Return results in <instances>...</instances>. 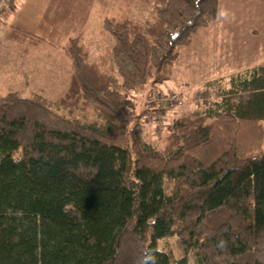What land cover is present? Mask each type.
<instances>
[{
  "label": "trees",
  "instance_id": "obj_1",
  "mask_svg": "<svg viewBox=\"0 0 264 264\" xmlns=\"http://www.w3.org/2000/svg\"><path fill=\"white\" fill-rule=\"evenodd\" d=\"M134 7L150 19L105 15L98 55L82 33L61 46L71 69L57 98L0 93V264H264V61L198 85L197 106L153 143L136 94L170 77L219 0ZM3 41L20 57L55 46L11 25ZM168 236L182 256L158 246Z\"/></svg>",
  "mask_w": 264,
  "mask_h": 264
},
{
  "label": "rangeland",
  "instance_id": "obj_2",
  "mask_svg": "<svg viewBox=\"0 0 264 264\" xmlns=\"http://www.w3.org/2000/svg\"><path fill=\"white\" fill-rule=\"evenodd\" d=\"M96 5L97 1L93 7L89 4V9L86 11H69L71 19L68 20L67 16L65 19V25L69 23L65 27L69 29L66 32L61 31V35L57 33L59 37H54V33L48 35L47 31H44L46 35L42 36L49 40L59 38L65 41L69 36H76L83 31L84 43L93 57L102 50V36L98 32L100 21L105 15L119 19L125 17L142 21L150 19L148 11H141L135 7L128 8L126 0L123 1V5L121 2L115 11H108ZM66 6L70 8L71 0ZM263 6L259 7V0H219L216 20L210 26L199 30L193 40L179 50L170 77L158 86L152 88L147 84L144 89L137 92V111H141L146 106L150 110L142 117L145 123L144 134L149 141L161 145L169 131L168 126L162 123L170 124L173 114L191 112L197 106L195 91L205 80L259 64V21L264 20ZM91 8L94 11H89ZM96 11H105L102 18L99 17V13L96 14ZM78 28H80L79 32L73 31ZM53 29L58 27L53 26ZM61 44L63 43L55 42L59 50ZM20 47L21 45L15 43L0 45V93L20 90L25 95L38 93L48 99H55L63 94L69 82L67 77L70 76L71 69L69 60L64 54L62 53L61 56L57 49L49 51L48 47L55 48L54 46H37L31 47L30 53L21 57L22 62H16L13 51L18 49L19 59ZM154 88H159L160 91L159 95H153L159 111L150 94L151 89ZM170 88L182 95L183 99L174 107L176 110L172 116H168V119L161 116V113L164 108L171 106L168 102L164 104L165 94L170 93ZM158 114H160L159 118ZM93 119L95 118L90 116L87 121ZM158 246L170 248L175 258L182 256L176 236L159 239ZM188 264H193L190 257Z\"/></svg>",
  "mask_w": 264,
  "mask_h": 264
},
{
  "label": "crops",
  "instance_id": "obj_3",
  "mask_svg": "<svg viewBox=\"0 0 264 264\" xmlns=\"http://www.w3.org/2000/svg\"><path fill=\"white\" fill-rule=\"evenodd\" d=\"M68 1L70 0H11V6L3 10V13L0 14V45H6L3 41V32L9 25L26 29L40 35H46L44 31H47L49 32L48 35L50 33H54V37H59L62 34L60 33L61 31L66 32L69 29L65 27L69 24L67 23L65 25L66 16L68 20L71 19L69 11H86L89 9L88 5L90 4L93 7V4L96 3V1V7H101L102 9H107L108 11H115L121 2L123 5L124 0H101V2H99V0H71V6L69 9L66 6ZM126 4L128 5V8L134 7V0H126ZM261 5H264V0H259V7ZM89 11H94V9L91 8ZM104 12L105 11H96V14L99 13V17L102 18ZM53 26H57L58 29H53ZM79 30L80 28L73 31L79 32ZM57 33H60V35L57 36ZM79 33L85 34L83 31ZM65 36L66 34H64V37ZM69 38L70 36L65 41L59 38H52L50 41L54 44L55 42L64 44ZM63 44H61V46ZM12 46L15 45L12 44ZM54 47L55 48L48 47L49 51L57 49L58 53L63 56L61 52L62 50H59V47L56 45ZM17 50L18 49L16 48L13 51L16 56L14 59L16 62H22L23 59L20 56L19 59L17 57ZM259 59V63L264 61V20L259 21ZM67 79H69V76ZM172 106L173 105L169 106L170 108H164V110L161 109V111L163 110L161 116L169 119V117L172 116V113L176 110Z\"/></svg>",
  "mask_w": 264,
  "mask_h": 264
},
{
  "label": "built area",
  "instance_id": "obj_4",
  "mask_svg": "<svg viewBox=\"0 0 264 264\" xmlns=\"http://www.w3.org/2000/svg\"><path fill=\"white\" fill-rule=\"evenodd\" d=\"M7 2H8V0H0V10L5 7V5H6ZM168 97L171 98V99H173V100H177V97L174 95V93H172V94H168V96L165 97L164 103L166 102V100L168 99Z\"/></svg>",
  "mask_w": 264,
  "mask_h": 264
},
{
  "label": "clouds",
  "instance_id": "obj_5",
  "mask_svg": "<svg viewBox=\"0 0 264 264\" xmlns=\"http://www.w3.org/2000/svg\"><path fill=\"white\" fill-rule=\"evenodd\" d=\"M222 15H223V13H222Z\"/></svg>",
  "mask_w": 264,
  "mask_h": 264
}]
</instances>
